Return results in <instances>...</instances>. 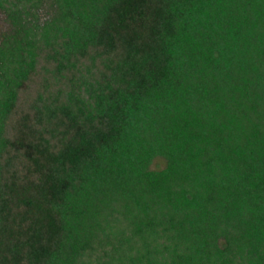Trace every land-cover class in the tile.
<instances>
[{"label":"trees","instance_id":"1","mask_svg":"<svg viewBox=\"0 0 264 264\" xmlns=\"http://www.w3.org/2000/svg\"><path fill=\"white\" fill-rule=\"evenodd\" d=\"M0 12V264H264V0Z\"/></svg>","mask_w":264,"mask_h":264},{"label":"rangeland","instance_id":"2","mask_svg":"<svg viewBox=\"0 0 264 264\" xmlns=\"http://www.w3.org/2000/svg\"><path fill=\"white\" fill-rule=\"evenodd\" d=\"M7 29H8V25L5 22L4 15L0 12V34L7 31ZM163 166H164V162L161 159L157 158L153 161L151 165V169H159L162 168Z\"/></svg>","mask_w":264,"mask_h":264}]
</instances>
